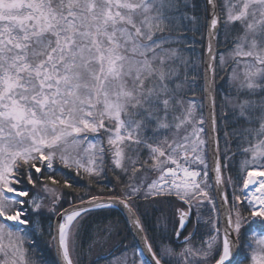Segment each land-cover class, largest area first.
Masks as SVG:
<instances>
[{"label":"snow or ice","instance_id":"1","mask_svg":"<svg viewBox=\"0 0 264 264\" xmlns=\"http://www.w3.org/2000/svg\"><path fill=\"white\" fill-rule=\"evenodd\" d=\"M95 210L89 264H264V0H0V264Z\"/></svg>","mask_w":264,"mask_h":264},{"label":"trees","instance_id":"2","mask_svg":"<svg viewBox=\"0 0 264 264\" xmlns=\"http://www.w3.org/2000/svg\"><path fill=\"white\" fill-rule=\"evenodd\" d=\"M84 184H85L84 180L78 179L75 183V186L79 188H83ZM65 191H69V190L65 189ZM141 210L143 211V207L141 208ZM147 218L149 220L151 219L150 209L148 210ZM88 220H89V223L91 224V228L88 230V234H86L84 238V255L80 258L81 264H89L90 261L96 259L97 250L89 252L87 251V249H88L89 244L91 243V240L89 239V235L94 232L97 225L107 224L108 222H112L113 224H116V222L119 221V224L117 226L123 230L121 233L122 235H127L126 243L133 241V235L132 233L128 232L127 230L128 226L124 223V215H122L118 211L108 213L106 210H95L93 215L89 216ZM41 249L43 250L42 254L44 256V259L48 262V264H51V262L55 260L53 250L51 251L46 250L43 243H41Z\"/></svg>","mask_w":264,"mask_h":264},{"label":"water","instance_id":"3","mask_svg":"<svg viewBox=\"0 0 264 264\" xmlns=\"http://www.w3.org/2000/svg\"><path fill=\"white\" fill-rule=\"evenodd\" d=\"M137 242H138V238H137Z\"/></svg>","mask_w":264,"mask_h":264}]
</instances>
